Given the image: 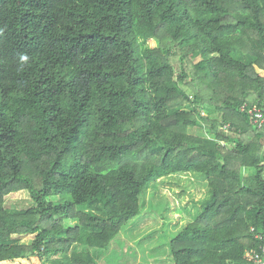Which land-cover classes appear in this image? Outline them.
I'll use <instances>...</instances> for the list:
<instances>
[{
	"label": "trees",
	"instance_id": "16d2710c",
	"mask_svg": "<svg viewBox=\"0 0 264 264\" xmlns=\"http://www.w3.org/2000/svg\"><path fill=\"white\" fill-rule=\"evenodd\" d=\"M252 108L264 0H0V264H98L146 188L181 173L206 177L210 204L171 239L172 263L251 264L264 234ZM200 119L209 137L191 133ZM22 191L31 206L9 209Z\"/></svg>",
	"mask_w": 264,
	"mask_h": 264
},
{
	"label": "rangeland",
	"instance_id": "374dc122",
	"mask_svg": "<svg viewBox=\"0 0 264 264\" xmlns=\"http://www.w3.org/2000/svg\"><path fill=\"white\" fill-rule=\"evenodd\" d=\"M140 42L144 50L157 47L154 40ZM211 117L220 118L218 115ZM191 133L209 137L206 122L200 119V127L192 129ZM30 198L27 191H22L6 196L5 202L9 209L20 210L31 206ZM140 204V216L125 226L110 248L93 252L98 264H173L170 241L210 204L208 181L203 175L195 173L162 178L146 188ZM79 209L104 216L99 206H80ZM5 244H28V241L15 238Z\"/></svg>",
	"mask_w": 264,
	"mask_h": 264
},
{
	"label": "built area",
	"instance_id": "2783aa9c",
	"mask_svg": "<svg viewBox=\"0 0 264 264\" xmlns=\"http://www.w3.org/2000/svg\"><path fill=\"white\" fill-rule=\"evenodd\" d=\"M242 110L245 111L246 108L243 107ZM247 112L251 116L254 124L257 125L258 128H261V126L264 124V109L252 108L249 109ZM258 237L262 242L259 249L257 251H251L247 253L251 264H264V234L259 235Z\"/></svg>",
	"mask_w": 264,
	"mask_h": 264
},
{
	"label": "clouds",
	"instance_id": "9594fccd",
	"mask_svg": "<svg viewBox=\"0 0 264 264\" xmlns=\"http://www.w3.org/2000/svg\"><path fill=\"white\" fill-rule=\"evenodd\" d=\"M29 61V57L27 54L21 53L18 57V70H22L24 68V66H26V64Z\"/></svg>",
	"mask_w": 264,
	"mask_h": 264
},
{
	"label": "crops",
	"instance_id": "0c3cea01",
	"mask_svg": "<svg viewBox=\"0 0 264 264\" xmlns=\"http://www.w3.org/2000/svg\"><path fill=\"white\" fill-rule=\"evenodd\" d=\"M21 238H24V240L28 241V244L26 245H29L32 243V241L34 240V236L33 235H30V236H24V237H21ZM54 259V257H52V260Z\"/></svg>",
	"mask_w": 264,
	"mask_h": 264
}]
</instances>
